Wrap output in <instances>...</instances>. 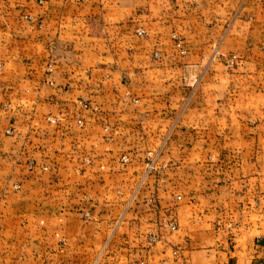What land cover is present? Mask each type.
Returning a JSON list of instances; mask_svg holds the SVG:
<instances>
[{"label": "crops", "instance_id": "crops-1", "mask_svg": "<svg viewBox=\"0 0 264 264\" xmlns=\"http://www.w3.org/2000/svg\"><path fill=\"white\" fill-rule=\"evenodd\" d=\"M0 63V264H264V0H0Z\"/></svg>", "mask_w": 264, "mask_h": 264}, {"label": "rangeland", "instance_id": "rangeland-1", "mask_svg": "<svg viewBox=\"0 0 264 264\" xmlns=\"http://www.w3.org/2000/svg\"><path fill=\"white\" fill-rule=\"evenodd\" d=\"M140 23H143V21H141L139 19V24ZM172 29L169 31V37H170V40L173 44V46L175 47V49L177 50V52L180 54V55H186L187 51H186V48L184 47V40H183V37L182 35L179 33V31L177 29H175L174 27H171ZM138 31H142L143 34L142 35H138ZM135 35L137 36V38L139 40H142L144 39V37H146L147 35V32H146V29L145 27H143L142 25L139 26V28L137 29ZM217 53L215 52L214 55H216ZM233 57V56H232ZM161 58V52L158 51V50H155L151 55H150V60L152 61H157ZM229 59H231V57H228L226 60H225V65L228 67V68H232L235 66V63H236V60L237 58L234 60V63L233 65H230L229 66ZM0 67H1V70H0V73L2 72V69H3V66L2 64L0 63ZM128 96V94L126 95ZM8 105H4L3 107L0 106V113L3 112V111H6V109H8ZM47 121L48 123H51V124H56V120L55 119H50V118H47ZM77 125L78 126H82V121L80 119L77 120ZM5 137H9L12 135V130L11 129H5L2 133ZM129 161H128V158H125V157H122L120 159V164L122 165H125L127 164ZM55 166L58 165L57 162H54L53 163ZM24 165L26 166L28 172L31 174H34L36 172H46L48 170V167L46 166H42V167H38L34 161L32 160H28V161H25ZM90 165V161L89 160H85L81 163V166H89ZM144 166H145V169H146V172H161L164 167L163 165L160 163V161H157V159H148L145 161L144 163ZM13 189L15 191H18L20 189V185L18 184H14L13 185ZM86 218H88V214L85 215ZM171 225L174 226V229L171 230ZM159 226L165 228V229H168L169 231H175L177 229V225H176V222H175V218L174 217H164L162 219H160L159 221ZM148 244L149 245H153L155 244L158 239L157 237L154 235V234H150L148 236Z\"/></svg>", "mask_w": 264, "mask_h": 264}, {"label": "built area", "instance_id": "built-area-1", "mask_svg": "<svg viewBox=\"0 0 264 264\" xmlns=\"http://www.w3.org/2000/svg\"><path fill=\"white\" fill-rule=\"evenodd\" d=\"M142 34H143V32H142V31H138V35H142ZM235 59H236V57H235V56H233V57H231V59H229V63H228V64H229V66H230V65H233V63H234V60H235ZM0 70H1V67H0ZM170 228H171V230H173V229H174V226H172V225H171V227H170Z\"/></svg>", "mask_w": 264, "mask_h": 264}]
</instances>
